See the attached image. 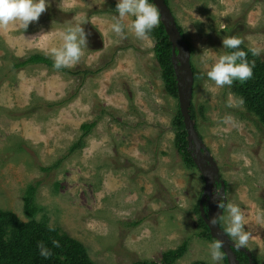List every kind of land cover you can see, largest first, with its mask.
<instances>
[{"label":"rangeland","instance_id":"1","mask_svg":"<svg viewBox=\"0 0 264 264\" xmlns=\"http://www.w3.org/2000/svg\"><path fill=\"white\" fill-rule=\"evenodd\" d=\"M116 2L48 0L27 29L0 27V209L29 220L24 195L32 185L36 219L81 241L96 264H162L166 251L183 245L174 264H213L208 244L215 239L203 235L196 210L205 182L195 160L187 164L176 146L178 92L167 90L154 37L110 30ZM170 7L190 50V108L203 149L227 183L226 203L245 215L244 248L264 264V220H257L264 213V126L200 64L205 48L212 50L209 64L227 51L226 35L260 48L264 60V0H170ZM78 22L87 45L75 65L16 66L59 46L60 32ZM229 115L237 127L225 122ZM92 122L83 137L82 125Z\"/></svg>","mask_w":264,"mask_h":264},{"label":"trees","instance_id":"2","mask_svg":"<svg viewBox=\"0 0 264 264\" xmlns=\"http://www.w3.org/2000/svg\"><path fill=\"white\" fill-rule=\"evenodd\" d=\"M165 2L170 7V0H165ZM180 31L183 35L181 29ZM148 36H152L156 40L154 47L155 57L160 66L167 90L170 93L177 94L176 74L171 60L172 44L163 23L160 22L159 26H156ZM240 48L247 53V59L250 62H255L253 76L243 83L234 81L231 85V90L241 96L247 110L257 117L261 126H264V60L260 56H253L245 45L241 44ZM29 63H44L53 66V60L43 54L31 55L27 59L18 62L16 66L22 67ZM90 72L89 70H84L81 73L88 76ZM190 113L195 121L191 108ZM94 125L95 122L83 124L82 130L84 132L82 136H86ZM177 128L179 130L176 136L177 149L181 153L183 160L187 164L193 165L191 153L187 150V131L180 109L177 115ZM77 146L73 145L72 149ZM35 191V187L31 185L24 195V210L29 220L22 221L15 212L0 209V264H96L81 241L72 237L58 226L51 225L47 218L36 219L40 209L35 203ZM196 210L200 215L199 203ZM199 220L204 227L203 235L212 239L209 228L201 216ZM219 223L224 229L221 219H219ZM53 240L59 241V247L52 244ZM40 241H43L45 246L51 250V255L47 258L42 257L39 253L37 244ZM234 251L242 264L249 263V257L245 251L236 247H234ZM185 252V245L176 250L166 251L162 264H174ZM222 253L226 264H228L226 255L223 251ZM132 264L154 263L152 261H135ZM194 264L208 263L198 261Z\"/></svg>","mask_w":264,"mask_h":264},{"label":"clouds","instance_id":"3","mask_svg":"<svg viewBox=\"0 0 264 264\" xmlns=\"http://www.w3.org/2000/svg\"><path fill=\"white\" fill-rule=\"evenodd\" d=\"M47 4L48 0H0V27H7L10 23H16L22 29H27L30 22L38 20L45 11ZM115 13L117 15L112 17L110 30L117 35H123L127 30L133 33L136 38L143 40L160 23L157 7L150 0H117ZM125 17L132 18L130 23H123ZM83 23L78 22L64 28L60 32L62 42L59 46L51 47L46 51L45 54L53 60L54 69L72 67L80 60L83 49L87 45V36L82 27ZM242 43L243 41L235 35L224 36L222 48L228 51L217 55L210 64L206 56L212 50L207 48L203 50L200 55V64L204 66L203 74H206L207 78L216 86H231L234 81L243 83L253 76L255 62H250L247 59V53L240 48ZM248 51L253 56L261 54V49L258 47H250ZM238 103L243 104V100L240 99ZM228 106H232L231 100H229ZM225 122L231 123L233 127L238 126L230 115L225 118ZM218 207L227 213L226 227L224 228L226 236L231 238L236 247L247 246L250 233L245 229V215L241 208L233 203L218 204ZM257 220H264V213L258 214ZM212 222L214 223L215 220L213 219ZM52 244L59 247V241L53 240ZM223 244V240H213L208 244L213 264H219L222 260L221 248ZM37 247L42 257L47 258L51 255V250L45 246L43 241L38 242Z\"/></svg>","mask_w":264,"mask_h":264},{"label":"water","instance_id":"4","mask_svg":"<svg viewBox=\"0 0 264 264\" xmlns=\"http://www.w3.org/2000/svg\"><path fill=\"white\" fill-rule=\"evenodd\" d=\"M157 7L160 14V19L165 27L166 33L172 44V63L174 66L176 80H177V92L179 97V105L183 122L188 136L189 148L194 146V151L191 153L192 158L195 160L205 182V193L212 197L213 191H216L217 182L221 183L219 190L220 200L209 201L208 210L205 207L204 201L206 197H202L199 203L200 215L206 225L209 228L210 235L215 240H223L222 251L226 255L228 264H242L234 251L235 244L230 237H227L224 229L220 226L219 219L223 214V209L218 207V204H226V182L220 179L219 169L217 163L208 155L207 150L203 149L198 130L196 129L195 121L190 113V103L193 95L194 74L190 64V50L189 47L176 23L174 15L165 2V0H151ZM213 219L215 222L213 223ZM248 254L249 264H256L253 262V256L244 247H236Z\"/></svg>","mask_w":264,"mask_h":264},{"label":"flooded vegetation","instance_id":"5","mask_svg":"<svg viewBox=\"0 0 264 264\" xmlns=\"http://www.w3.org/2000/svg\"><path fill=\"white\" fill-rule=\"evenodd\" d=\"M220 188H221V183L218 181L217 182L216 191H213L212 197L209 194L206 195V200L204 201V203H205L204 205H205L207 210L209 208L208 204H207L209 201H212V204H214V202H213L214 200H212V198H215V200H220L221 203H222L223 199L220 198L221 196H220V193H219ZM226 192H227V186H226ZM200 200H201V198H200ZM200 200H199V203H200Z\"/></svg>","mask_w":264,"mask_h":264}]
</instances>
